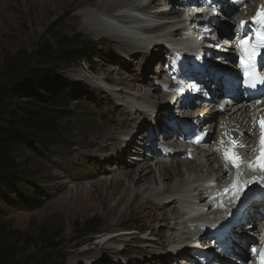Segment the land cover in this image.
<instances>
[{
	"label": "rangeland",
	"instance_id": "obj_1",
	"mask_svg": "<svg viewBox=\"0 0 264 264\" xmlns=\"http://www.w3.org/2000/svg\"><path fill=\"white\" fill-rule=\"evenodd\" d=\"M134 1L136 3L145 2L142 4H146L152 0H132V2ZM30 6L31 4L27 0L26 2L24 0H0V62L9 54L16 52L31 53L39 43L49 39L47 37L48 32H60L69 37L73 36V39L94 42L101 57L92 62H77L72 67L63 70L64 76L69 80L86 85L84 94H80V92L77 93V96L74 94V101L71 104V109L75 113L74 118L63 122L67 125L68 130L64 136V142L55 147L50 154L42 156L29 150L17 152L21 164L25 167L28 166L35 174V178H39L42 187L49 191L50 196H48L47 201L36 209H11L3 206V211L0 213L1 220L13 229H20L29 236L27 255L39 251L43 246V243L38 240V236L42 235L44 230L51 237H55L57 243L62 242L58 248V255L65 258L64 264H176L174 260L180 261V255L176 254L185 237V229L183 228V219L178 213V206L177 211L173 210L172 201L177 199V205L181 207L188 199L194 197L197 193L193 188L196 186L194 182L213 175L216 166L214 161L210 165L204 157V152L197 150L195 151V158L189 160L190 163L183 165L184 175L179 177L175 173L176 167L172 168L170 163L176 162L178 159H186V157L183 154L172 155L167 169L170 175L174 177L171 181L167 180L166 182L161 178L159 171L164 162L159 161L157 157L144 158L143 156L146 154L136 152L133 146L130 156L134 157L126 160L124 154L119 155L120 150L115 152L109 145L107 148L101 149L99 144H103L102 142L91 146L89 135L91 131H94L96 138H100L101 130H98L97 127H103L104 130L113 128L115 141L111 142L119 143L120 140L124 142L126 137L136 142L141 136L140 133L143 131L144 125L150 122L154 123L153 118L158 103L168 105L171 103L172 108L168 111L172 114L171 116L175 115L176 109L171 98H169V103L163 100L164 95L159 94L157 89L154 90L156 87L150 88V83L154 78L152 73H154L156 66L155 59H161L160 57H163L162 54L165 51L170 52L168 49L172 45L173 39L170 31L179 23L176 21L166 23L168 30L164 33L166 35L160 34V36L155 37L159 39L157 40L158 45L155 46V43L152 42L151 47H148L150 42L148 39H134L129 33V30H137L140 24L147 25L138 19L136 13H129V20L126 22L116 20V24L102 16L103 26L98 28L112 30L126 42L141 45V50L129 54L127 49H121L118 44H109L108 41L110 40L107 35L102 36V38L91 36L84 26L77 28L66 25L63 19L56 20V15H52L43 25L34 27V31L32 28L33 19H30L31 14L34 13L29 9ZM153 6L155 8L152 9L161 7L158 1ZM31 8L33 9V7ZM116 12L125 13L122 9L116 10ZM83 13L85 19L90 22L88 12ZM22 14L25 18L22 17ZM176 14L167 18L156 16L152 20L153 24H158V22L162 24L166 20H174V18L179 17V11L176 10ZM117 25L125 28L124 31ZM153 27L151 25L146 30L140 31L149 33V36L154 37L155 34L152 31L156 28L153 29ZM148 65H150L149 68ZM78 96L80 99L77 98ZM166 97L170 96L167 95ZM221 102L216 97L214 100L215 107L212 105L213 108L210 109L211 106L203 104L195 111L207 117L212 113V110L218 108ZM125 108L129 113L131 112V114L125 113L129 117L139 116V119L142 118L140 121L138 119L134 127L128 129H126L128 125H120V119L117 117L119 111L123 112ZM229 109H231V105L227 106V111L223 115L230 116L233 111ZM216 115L215 112L212 117L215 118ZM157 116L164 125L163 112L159 111ZM134 128H137L135 130L139 129V131L131 132ZM117 136L119 139L116 141ZM95 153H100L99 159L101 161H105L107 155L111 159L108 164L106 161L103 164L99 162L98 158L90 157ZM119 158L120 161L117 160ZM86 162L89 167L85 175L86 171L82 165ZM144 166L152 168L155 177L149 181L150 183H144L137 189L127 181L126 176H123L121 172L140 169ZM97 170H99L97 174L87 178L89 174ZM118 179L125 181L129 189L126 202L122 204H118V198L113 196V188ZM165 189L169 192L164 193ZM137 190L143 195L141 200L145 197L150 198L155 204H166V207L163 210L160 209L159 212L162 213L163 211L167 214L168 208L171 217L169 223L164 221V218L157 219L155 221L156 227L151 228V216L137 217L133 212L124 211V207L132 202ZM203 190L204 188L199 194H203ZM183 199L184 202L180 204L179 201H183ZM111 209L115 211L114 214ZM149 210L156 216L160 215L155 209ZM166 214L165 217L168 215ZM90 221L100 223V227L98 233L89 241L88 238L92 236L86 237L85 232L88 228L85 229L82 225ZM156 229L164 231L167 238L166 246H162L158 234H152ZM189 234L196 235L197 233L190 230ZM189 240L191 239L188 238V241L185 242L192 246V240ZM186 247H188L187 244ZM192 250L189 251L188 257H192L190 256ZM157 251L169 252L165 255L167 258H163L166 263L158 260L156 253H153ZM197 258L196 263L199 261Z\"/></svg>",
	"mask_w": 264,
	"mask_h": 264
},
{
	"label": "trees",
	"instance_id": "obj_2",
	"mask_svg": "<svg viewBox=\"0 0 264 264\" xmlns=\"http://www.w3.org/2000/svg\"><path fill=\"white\" fill-rule=\"evenodd\" d=\"M47 37L31 53L9 54L0 62V213L3 206L36 209L47 201L49 191L21 164L17 152L42 156L64 142L68 130L63 122L74 118V94H84L86 85L69 80L63 70L101 57L94 42L60 32H48ZM82 227L88 228L90 241L100 223ZM55 239L43 230L38 236L43 246L27 255L29 236L0 218V264H64L65 258L58 255L62 242Z\"/></svg>",
	"mask_w": 264,
	"mask_h": 264
},
{
	"label": "bare ground",
	"instance_id": "obj_3",
	"mask_svg": "<svg viewBox=\"0 0 264 264\" xmlns=\"http://www.w3.org/2000/svg\"><path fill=\"white\" fill-rule=\"evenodd\" d=\"M156 1H158V4H160L162 6L170 5V3L167 4L166 2H164L166 0H152L150 2H146V4H142V3H145V2H141V3H136L135 1L132 2V0H27V2H29L31 4V6L29 7V9L31 11H33V13H34V14H31L32 16L30 17V19H33V21H32V24H33L32 28H34L36 26H39V25H43L47 20H49L51 18L52 15H56V20H62L63 19L64 22L66 23V25L74 26V27H77V28H82L84 26L89 31L88 34L91 35V36L102 38V36H106L107 35L109 37V40H110V41H108L109 44H112L113 45V44L116 43V44L119 45V47L121 49H123V50H126L127 49L129 51V54L141 50V45L139 46L137 44H133V43L126 42L125 40L121 39L120 36H118L115 33H113L112 30L111 31L110 30L108 31V29L105 30V29L98 28L99 26H101L103 24L102 21H101L102 16H105L109 21H113L112 23H114L116 20H118L120 22H126L127 20H129V13H131V14L132 13H135L134 9H138V10H142V11H144V10L145 11H151V9L154 7L153 4L156 3ZM24 2H26V0H24ZM122 6H124V7H122ZM31 7H33V9ZM121 9L125 12L124 14L122 12H118V13L116 12V10L118 11V10H121ZM19 10H21V9L19 8ZM86 11L88 12V17H89L90 22H88L85 19V15H84L83 12H86ZM162 13L163 14H167V12H162ZM168 14H176V10L172 8L171 11H170V13H168ZM22 17L25 18V16H23V14H22ZM210 18L215 19L213 17L212 13H211ZM103 21H104V19H103ZM145 23L147 24L146 21H145ZM221 23L222 24H225V25H229V24H227L228 22L221 21ZM104 25H106V24H104ZM112 26H114V25H112ZM117 26L122 31H124L123 29H125V28H122L120 25H117ZM152 26H154L153 29L154 28H157L158 29V28L164 27L165 25L164 24H160V25L153 24ZM110 29H113V28H110ZM34 31H35V28H34ZM132 31H134L135 33H137L136 30H132ZM178 31L179 30L177 29L176 30V34L178 33ZM213 33H216V31H213ZM202 37L203 36H201L198 41L201 42V49L203 51H205V55H207L208 54V52L206 51L207 50V44L203 43L204 42V39H201ZM214 37H215V41H216L217 34H215ZM211 41H212V38L209 37L208 38V42H211ZM154 42H157V40H154ZM157 45H158V42L155 44V46H157ZM212 45L213 44H210V47ZM148 47H151V43L150 42L148 44ZM160 58L162 59V58H166V57L163 56V57H160ZM161 59H159V60L157 59L158 62H161ZM208 60L210 62L211 59L208 58ZM211 62L214 64V61L213 60H211ZM91 66H93V65H91ZM149 66L150 65H148V68H149ZM155 69H156V66H155ZM150 74L151 73L149 72V75ZM154 75L155 74H153V76ZM197 83L198 84H201V83H203V81L197 80ZM138 86H140V85H138ZM156 89H158V88L156 87L154 90H156ZM217 92L218 93H221V88L220 87H218V88L215 89V96H214V98L216 96H218L217 95ZM166 96L167 95H164L163 100H165L166 102L169 103L170 102L169 98H171V100L173 101V98L174 97H172L170 95H169L170 97H166ZM177 102H181V100L178 99ZM222 105H223V102L221 104H219L218 108L221 107ZM209 106H210V104H209ZM227 106L228 105H225L226 109H227ZM218 108L215 111L217 114H218ZM169 109H171V106L168 105V104H165V105L160 104V107L159 108H156V110H159V111L160 110L168 111ZM229 110H232V108L229 109ZM125 113H129L126 110V108H125V111H123V112H120L119 111V113L117 114V117L120 119V121H119L120 122V125L121 126L122 125L123 126L124 125H126V126L128 125L126 127V129H128L129 127H134L135 124L137 123L138 119H139V116H137V117L136 116L129 117V115H127ZM157 113H158V111L155 112V114H157ZM129 114H131V112ZM163 114H164V112H163ZM171 115L172 114H170L167 118H169V119L173 118L172 120H175L177 115H174V116H171ZM250 115H251L250 114V108L247 107V110H241L240 112H236V111L233 112L230 115V118H228V119L227 118H222V123L225 125L224 127H228V128H231V129H233L234 127H237V125L234 126V127H231L230 126V125L233 124V122H231V117H232L233 120H237V122H239L242 126H244L245 127V133L248 136L252 137L253 130H252V125H251L252 122H251V116ZM157 117L154 118V119L157 121L156 126L159 129L161 127V124H160V120ZM210 118H211L212 124H213V121L215 119H214V117H210ZM114 119H116V118H114ZM141 119L142 118H140L139 121ZM97 129L98 130H101L100 131L101 133L99 134L100 138H96V135H95L94 131L93 132L91 131V133L89 135V139L91 141L90 142V145L93 146L95 144H99L100 142H102L103 144H99L102 147L101 148L99 146L101 149L107 148L108 145H109V147H111L112 150L115 151V152H117L118 150H120L119 155L124 154V157H125L126 160H127V158L134 157V156H132V157L130 156L131 155V152H132V147L133 146H134L133 149L136 152H139V153L143 152L146 155L148 153L147 150H150L151 149V150H153L155 152V149L152 146L148 145V143L145 140L146 130H144V129L140 133L141 136L138 138V140L137 141L135 140L136 142H133L132 139H129V138L126 137V140L124 142L120 140V141H118L119 143H116V142L113 143L115 141L114 140V135H113V132H114V129L113 128L111 130H109V129L108 130H104L103 127H97ZM135 129H137V128L132 129L131 132L139 131V129L138 130H135ZM250 130H251V133H250ZM159 135H160V133H159ZM115 137H116V135H115ZM117 139H119L118 136L116 138V141H117ZM108 141H110V142L113 141V142L107 143ZM96 146H98V145H96ZM173 146H176V143L173 144ZM99 154L100 153H95V155H91L90 157H93V158L96 159V158H99V156H100ZM176 154H182V153L177 152ZM146 155H144L143 157L146 158L145 157ZM204 157L206 158V161L210 165L213 164V161H214V164L216 165L215 167H217L216 168V171H215V174H221L222 169L218 165V159L216 158L215 153L214 152H210V150L208 149L207 151L204 152ZM110 159L111 158L108 157V155H107V157H105V161H106L107 164H108V162H109ZM169 159L170 158L167 155H164L163 158L159 159V161L161 160L162 162H164V165H162L160 167V170L159 171H160L161 178H163V180L166 181V182H167V180H170L171 181L172 178L174 177V176L172 177L170 175V172L167 169L168 168L167 166H168V163H169ZM117 160L120 161V158L117 159ZM122 160H123V158H122ZM122 162H124V161H122ZM187 163H190L189 159H180V160L178 159L176 162L174 161V162H171L170 164H171L172 168L176 167V171H175L176 175H178L179 177L180 176L182 177L184 175V172H183L182 167H183L184 164H187ZM124 164H125V162H124ZM244 169L245 168H241L240 169V172H242ZM103 170H105V169L103 168ZM121 173H122L123 176H126L127 181L130 182V183H132L137 189L140 187V185H142L144 183L146 184L150 180L152 181V178L155 177L153 175V169L152 168H149L148 166L147 167L144 166V167H142L140 169L129 170V171H126V172H121ZM230 173H232V174L237 173V169L230 170ZM95 174H97V172L91 173V174H89V176H92V175H95ZM215 174L214 175H211V176H206L205 178H202L201 180L199 179V180L195 181L194 184H196V186H194L193 188L196 190L197 193L194 195V197H191L185 203H183L184 202V199H183V201H179V203L180 204L183 203L184 207L185 208H188L189 207V201H190L191 202V206L192 207H195L194 206V203H193V199L194 200L201 199V197H198L197 198L196 196H198V194L200 193V191H202V188H205L206 185H208L210 183V180H213L214 179ZM260 184L261 183L258 182V184H256V186L253 187L254 189L252 190V192H258L259 190L263 189L264 188V183L262 182V184L261 185ZM197 186H199V187H197ZM128 192H129V189L127 188V183L125 181L121 180V179L116 180L115 185H114V188H113V196L115 198H118V204H122V203H125L126 202V199L128 197V195H127ZM167 192H169V190H166L165 189L164 190V193H167ZM257 195H259V194H257ZM141 196H143V195L137 190L136 193H135V195L132 198L133 199L132 202L129 205L127 204L128 205L127 207H124V211L125 212H133V213H135L137 215V217H141V216H151V225H150L151 228L156 227L155 221L157 219L160 220L161 218H164L165 219L164 221H166V222L169 223L171 217H170V215L168 213L169 212L168 208H167V214L168 215L166 213H164L163 211H162V213H161V211L159 212L160 209L163 210V208L166 207V204H164V205H158V204L153 203V201L150 198H145V197H143V200H141L140 199ZM255 200L257 202H259V203L262 204L260 197L256 198ZM256 201H254L252 203V205L250 207H247L246 210H245V213H248L249 214V216H248L249 218L252 217V213H254V214L257 215V213L260 212L259 209H258V206H257L258 203ZM172 202H173V210H176L177 211V206H178L177 205L178 204L177 203V200L176 201L173 200ZM116 209H118V208L116 207ZM149 209H155V210H157L160 215L156 216ZM108 210L109 209L107 208V211ZM198 210L199 209L197 207H195L194 212L195 213H198ZM180 211H181V207H180ZM111 212L113 214L115 213V211L113 209H111ZM178 213H179V208H178ZM165 214L167 215L166 217H165ZM238 215L239 214H237L236 217H238ZM244 217H246V216L244 215ZM182 219H183V228L185 229V237H184L183 241L180 243V246L178 248L177 253L179 255L182 254V253H184V254L187 253L188 254L191 249H193V250L195 249L194 247H191V245H188V247H186V243H184L185 241H187L186 240V237L189 234L188 233L189 232L188 229H190V228L186 224V218L185 217H182ZM195 219L196 218H194V220ZM201 221H202V223L204 225H207L206 219L202 218ZM236 230L240 233V238H241L242 241H243V239L251 238V235L246 231V229L242 225H240V224L237 225L236 226ZM152 234H158V238H159L160 242H162V246L163 245L166 246V244H167L166 243V239L167 238H166V235H165L164 231H161V229H156L154 232H152ZM192 236H194V235H191L190 237H192ZM189 241H191V240H189ZM208 246H209V249H214V247H212L211 245H208ZM238 247L240 249H242L243 248V244L242 243H238ZM201 248H202V244H201V246L198 249H201ZM192 251H191V253H192ZM153 253H156V256H157V258H158V260L160 262H162V261L165 262L163 260V258H167V257H165V255L169 254V252H166V251H163V252H158L157 251V252H153ZM188 256H189V254H188ZM188 256H187V261L189 262V264H200V262L203 261L202 259H200L196 263V257H193V256L192 257H188Z\"/></svg>",
	"mask_w": 264,
	"mask_h": 264
},
{
	"label": "snow or ice",
	"instance_id": "obj_4",
	"mask_svg": "<svg viewBox=\"0 0 264 264\" xmlns=\"http://www.w3.org/2000/svg\"><path fill=\"white\" fill-rule=\"evenodd\" d=\"M257 23H264V5L258 10L257 15L254 17ZM242 24L247 23L241 21ZM239 47L242 49L243 59L245 60V76L248 78L250 84L255 87L256 82L264 84V75L256 71V57L258 56V50H264V34L257 38L255 44L250 43L247 39L241 41ZM251 69V70H249ZM237 141L233 140L232 144L237 145ZM226 161H230L232 165L237 169V177L241 175L240 169L244 164L243 158L235 151L225 153ZM252 167L259 168L261 172H264V117L261 118V138H260V156L255 161L249 162ZM259 180L264 182V176L259 177ZM245 183H248L247 181ZM226 191H233L236 196H239L242 191V186L237 179L236 183L231 186V189ZM256 251V249H253ZM261 264H264V252L261 253Z\"/></svg>",
	"mask_w": 264,
	"mask_h": 264
}]
</instances>
